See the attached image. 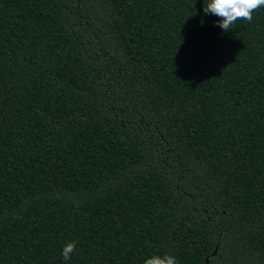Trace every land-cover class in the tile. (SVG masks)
<instances>
[{"label":"trees","instance_id":"obj_1","mask_svg":"<svg viewBox=\"0 0 264 264\" xmlns=\"http://www.w3.org/2000/svg\"><path fill=\"white\" fill-rule=\"evenodd\" d=\"M207 2L0 0V264H264V7Z\"/></svg>","mask_w":264,"mask_h":264},{"label":"clouds","instance_id":"obj_2","mask_svg":"<svg viewBox=\"0 0 264 264\" xmlns=\"http://www.w3.org/2000/svg\"><path fill=\"white\" fill-rule=\"evenodd\" d=\"M264 7V0H208L204 7L205 14H212L220 18L218 26L228 31L238 20H246L249 23L253 20V13ZM76 250V242H68L62 248L61 255L65 261L71 259L72 253ZM144 264H178V261L171 255H153L146 259Z\"/></svg>","mask_w":264,"mask_h":264}]
</instances>
